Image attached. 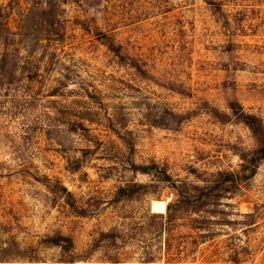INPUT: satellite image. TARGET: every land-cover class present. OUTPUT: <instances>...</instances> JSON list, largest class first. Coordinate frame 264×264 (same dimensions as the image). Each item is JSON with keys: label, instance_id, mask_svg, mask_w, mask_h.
<instances>
[{"label": "rangeland", "instance_id": "obj_1", "mask_svg": "<svg viewBox=\"0 0 264 264\" xmlns=\"http://www.w3.org/2000/svg\"><path fill=\"white\" fill-rule=\"evenodd\" d=\"M217 1L0 0V264H264V159L197 210L173 186L264 124V0Z\"/></svg>", "mask_w": 264, "mask_h": 264}, {"label": "trees", "instance_id": "obj_2", "mask_svg": "<svg viewBox=\"0 0 264 264\" xmlns=\"http://www.w3.org/2000/svg\"><path fill=\"white\" fill-rule=\"evenodd\" d=\"M210 3L220 4L217 0H206ZM246 117L244 120L251 127L253 134L255 136L256 146L253 148V154L250 158L242 154L243 161L239 168L236 170L222 169L218 170L213 176L211 183H206L203 185L195 184L193 189L187 188L180 189L178 185L174 182L173 186L179 197L184 201V199H190L193 204V209L197 210L204 205V202L210 200V202H216L219 196L222 195L226 190H232L234 186H237L243 179L253 175L259 165V162L264 159V124L261 118L254 113H245ZM156 166L157 163H152ZM132 166L134 170H140L142 172H151V165H145L141 163H136L132 161ZM167 178H170L168 173H165ZM144 186L145 183L133 181L127 182L125 185L120 186V190L127 192L131 190L133 186ZM179 198L173 202H169L167 205V218L171 220L177 211V206L181 203ZM116 261V260H115ZM139 264H154L151 260H143Z\"/></svg>", "mask_w": 264, "mask_h": 264}]
</instances>
